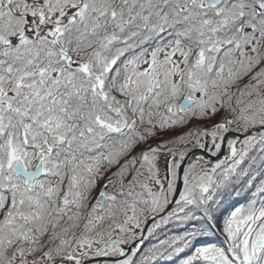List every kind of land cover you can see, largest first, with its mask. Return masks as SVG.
Listing matches in <instances>:
<instances>
[{
	"label": "snow or ice",
	"instance_id": "1",
	"mask_svg": "<svg viewBox=\"0 0 264 264\" xmlns=\"http://www.w3.org/2000/svg\"><path fill=\"white\" fill-rule=\"evenodd\" d=\"M177 257L264 264V0H0V264Z\"/></svg>",
	"mask_w": 264,
	"mask_h": 264
},
{
	"label": "trees",
	"instance_id": "2",
	"mask_svg": "<svg viewBox=\"0 0 264 264\" xmlns=\"http://www.w3.org/2000/svg\"><path fill=\"white\" fill-rule=\"evenodd\" d=\"M181 191H182V190H181ZM168 234L171 235V234H173V233H172V232H169ZM154 242H155V239H154V238H148V239L146 240L145 247L150 246L151 243H154ZM211 242H212V243H218L217 240H212ZM181 258H182V257H177V258H176V264H179V261H180Z\"/></svg>",
	"mask_w": 264,
	"mask_h": 264
},
{
	"label": "water",
	"instance_id": "3",
	"mask_svg": "<svg viewBox=\"0 0 264 264\" xmlns=\"http://www.w3.org/2000/svg\"><path fill=\"white\" fill-rule=\"evenodd\" d=\"M226 150H227V149L225 148L224 151L226 152ZM179 187H180V190H182V185H179Z\"/></svg>",
	"mask_w": 264,
	"mask_h": 264
},
{
	"label": "rangeland",
	"instance_id": "4",
	"mask_svg": "<svg viewBox=\"0 0 264 264\" xmlns=\"http://www.w3.org/2000/svg\"><path fill=\"white\" fill-rule=\"evenodd\" d=\"M227 151V150H226Z\"/></svg>",
	"mask_w": 264,
	"mask_h": 264
}]
</instances>
